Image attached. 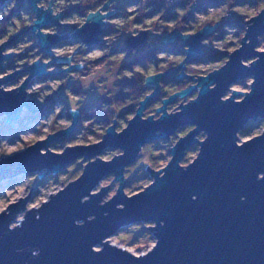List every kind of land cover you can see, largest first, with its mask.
Returning a JSON list of instances; mask_svg holds the SVG:
<instances>
[{
	"label": "water",
	"instance_id": "obj_1",
	"mask_svg": "<svg viewBox=\"0 0 264 264\" xmlns=\"http://www.w3.org/2000/svg\"><path fill=\"white\" fill-rule=\"evenodd\" d=\"M7 1L0 0V4ZM25 1L36 13L35 23L0 44V118H5L6 125L19 121L24 109L38 112L28 93L34 78L82 66L71 64V57L48 62L37 59L23 70L1 75L8 67L4 62L14 56L7 52L8 47L22 34L32 32L47 55H53V48L69 40L96 48L106 28L105 19L114 13L93 11L83 26L72 33L59 34L44 30L62 25L59 18L63 13L53 14V0L49 8L41 7V0ZM246 23L241 45L230 53L227 61L197 78L185 75V65L203 52L204 39L219 24L185 35L173 31L170 36H161L153 31L154 27L139 30L136 36L127 32L124 45L132 49L151 43L157 35L163 38L160 44L166 47L168 41L178 43L175 38L181 36L180 48L186 56L179 65L181 73L177 78L187 76L194 82L164 98L157 109L160 114L157 119L154 114L145 117V111L161 92L160 77L177 69L147 77V85L155 84V89L140 101L141 107L122 130L117 129L114 121L98 142L67 145L63 151H55L52 144L71 136L76 129L80 113L71 112L72 123L66 129L1 158L0 184L39 171H44L41 178L57 174L80 158L87 162L78 178L51 194L41 206H28L30 193L0 212V264H264V180L258 178L264 174V131L248 139L240 137L249 121L264 118V49L258 48L264 33V8ZM62 63L70 65L59 72L47 70L50 65ZM22 74L27 76L19 86L4 87ZM249 77H253L251 88L238 99L242 92L231 87ZM229 90L231 95L227 96ZM195 91L198 95L188 103H181L179 112H169L171 103ZM186 126L193 128L172 146L176 149L171 148L169 162L158 170L147 168L153 182L141 191L127 194L125 170L136 161L141 148L149 142L168 139ZM202 132L205 137L199 139ZM196 144L200 149L193 160L200 153L201 156L188 170L180 168L186 150ZM108 148H121L124 156L117 154L110 160L104 159L100 155ZM163 172L166 174L161 177ZM111 174L120 185L115 195L104 200L110 187L95 189ZM83 197H88L86 202H82ZM103 201L107 204L101 206ZM117 205L125 207L120 210ZM22 211H25L22 225L11 230L10 224L17 221ZM90 216L96 219L90 221ZM77 220L85 221L84 226H77ZM140 222L154 223L147 228L155 230L159 240L157 249L147 257L111 241L125 227ZM94 247L99 253L93 251ZM34 250H39V256L33 255Z\"/></svg>",
	"mask_w": 264,
	"mask_h": 264
},
{
	"label": "rangeland",
	"instance_id": "obj_2",
	"mask_svg": "<svg viewBox=\"0 0 264 264\" xmlns=\"http://www.w3.org/2000/svg\"><path fill=\"white\" fill-rule=\"evenodd\" d=\"M50 1L47 0L46 8L50 7ZM125 1L107 0V3H105V0H95L94 3H72V0H64V3L61 5L58 3V0H53V14L58 15L61 12L63 13L59 18V23L62 25L48 26L44 29L47 32H58L59 34L72 33L81 26L77 23L68 22L75 17H79L85 22L89 14L93 11L101 10L104 13L114 12L105 19L106 31L108 33L103 34L101 40L102 45L94 50H89V47H86L81 41L71 40V42L68 41L53 48V55H47L41 50L38 44V38L32 32L22 34L14 44L8 47L7 52L14 53V56L6 62L8 67L1 75L17 69L23 70L37 59H40L41 62H48L71 57V64H82L81 61H83L87 68L82 70L74 69L61 74L34 78L32 80L28 93L29 98L35 101L38 112L34 114L28 109H26L27 111L24 109L20 120L11 125L5 124L4 117L0 118V159L27 149L37 140L45 139L51 133L66 129L65 127H57V124L61 120H69L72 123L73 117L71 116L70 110L73 98H77L75 102L80 105L78 109L80 117L76 129L71 136H64L56 140L52 144L51 149L61 152L67 145L95 143L86 141L78 142V136L84 130H87L88 134L97 142L101 140L106 130L102 129L100 132H96L94 125L102 124L107 129L108 125L114 123L111 118L112 112H105L102 107L104 104L111 105L110 101L112 100V96H115L116 102L119 101L117 103L119 105V115L116 121L117 129L119 131L122 130L128 125L129 120L134 116L137 108L138 102L134 106V110L133 107L128 110V104L131 100H129L130 95L128 96L126 94L129 93L130 89L124 86L128 80L133 79L132 81H138L141 74L137 76V68L141 69L140 72L142 74L150 72L151 74L147 77L177 69L169 76L160 77V83H165L161 84V92L148 107L145 116L154 114L155 117H159L160 114L157 109L161 106L160 99L165 91L182 86L184 81L194 82V80L191 81V78L187 76L181 79L177 78L181 73L179 65L186 54H172L169 51V47H183L181 36L177 35L175 38V41H179L178 43L168 41V46H165L167 50H163L158 55L153 48L156 45H160V42L163 41V38L159 35L151 43L128 52L127 47L124 45L127 31L118 26L116 21L130 20L131 24L136 25L135 32L154 27L153 31L159 33L161 36H170V32L173 31L185 35L197 32L208 25L215 26L219 24L204 39L203 52L196 60L185 65V75L197 78L199 75L208 73L213 68L222 66L227 61L230 53L241 45L242 38L248 26L246 22L250 21L254 16L253 13L257 15L264 8V2L262 0H231V2L229 0H195V3H193V0H181L186 5L178 9L173 8L175 10L172 13L176 15L174 19L167 12L174 4V0H161L165 8L152 7L151 4H146V2L144 3L145 5L141 4L143 1H129L125 6ZM42 2L43 0H41ZM12 4L13 0H8L3 5L0 4V44L12 40L21 31L29 29L32 23H25V16L28 17L29 21L36 18V13L25 0L24 2L23 0H15V6H12ZM200 7L204 8L199 11ZM56 9H60V11L57 12L55 11ZM249 16L251 17L250 19L248 18ZM209 21H215V23L207 24ZM109 39H111V43H109ZM217 45L221 46L217 47ZM258 48L264 49V33L260 36ZM54 50L68 51H64L63 55L57 56ZM74 51L79 53L75 57H72ZM142 54L144 63L134 65L135 69L133 70H129L127 67L125 68L126 63L134 61L136 56ZM220 54L222 56L217 60H208L209 56L213 55L211 57H214V55ZM153 55L155 56L152 59L150 56ZM121 56H123V59L119 60L118 75L120 78L115 82L117 89L115 95L112 94L111 89L103 93L100 92V84H104L106 80L103 77L99 84L94 82L88 89L83 87V82L80 77L87 76L93 66H100L106 62L109 65L115 64L117 63V58ZM69 65L70 63L50 65L47 67V70L49 72H59ZM125 73H131V75H125ZM26 76L27 74H22L13 83L6 84L4 87L10 89L19 86L25 80ZM252 79L253 77H249L243 79L244 81L242 80L232 85L231 90L242 92L237 97L238 99H242L245 95L244 93L249 92L251 83L249 84L247 81L251 80L252 82ZM53 83H58V87L53 89ZM154 85L148 86L146 84L144 86V92H153L155 89ZM34 88H38V90L32 91ZM231 90L227 92V96L231 95ZM42 93H48V95L41 103L39 97ZM196 94L197 92L195 91L187 97L178 98L169 105V111L175 112L172 111L174 108L180 109L178 106L181 103H188L197 96ZM126 98L128 102L123 101ZM132 103L135 102L132 101L130 104L133 105ZM57 108H60V111H57ZM49 120L52 121L51 127L46 123ZM89 121L91 123H87ZM107 121H110V123ZM249 125L251 129L248 135L242 136L241 132L243 130L240 132L241 140L261 134L264 131V118L251 120L246 124V126ZM192 128L191 126L179 128L168 139L152 141L145 144L141 148L136 161L126 167V193L131 195L150 185L153 182V177L151 171L147 170V168L150 167L153 170L163 168L171 159L172 146L178 141L180 136L185 135ZM198 137L199 139H203L205 133H200ZM199 149L200 147L197 144L188 148L187 150L191 151L186 150L187 152L183 156L181 164L183 166L188 165L189 160L197 157ZM120 151L123 150L121 148H108L100 156L105 159L106 156L111 154L112 159ZM86 162L83 158L77 159L64 170L57 174L46 175L44 178H41V173L44 171H39L3 182L0 184V212L10 203L18 201L20 198H25L30 193L31 196L28 206H41L44 201L50 198L54 189L63 188L70 181L78 178L82 174ZM114 177V174L106 176L95 189L97 191L105 186L110 187L104 200L110 199L118 191L120 181H117ZM20 214L24 215L25 211H22ZM154 225V223H136L119 231L111 237V240L127 247L135 253H142L154 242L152 237L157 239L154 233L155 230L152 231L147 228Z\"/></svg>",
	"mask_w": 264,
	"mask_h": 264
},
{
	"label": "clouds",
	"instance_id": "obj_3",
	"mask_svg": "<svg viewBox=\"0 0 264 264\" xmlns=\"http://www.w3.org/2000/svg\"><path fill=\"white\" fill-rule=\"evenodd\" d=\"M94 3L95 0H72V3ZM229 2H231V0H229ZM262 2H264V0H262ZM58 3L59 4H63L64 3V0H58ZM105 3H107V0H105ZM193 3H195V0H193ZM12 6H15V0H13V4ZM41 7H47V0H43V2L41 3L40 5ZM55 11H60V9H56ZM253 15H255V13H253ZM249 19L251 18L250 16L248 17ZM24 20H25V23H35V19L33 18L31 21L28 20V17L25 16L24 17ZM69 23H77V24H80L81 26H83L84 24V20L80 19L79 17H75L73 20L71 21H68ZM117 25L120 26L121 28H123L125 31L127 32H130L133 36H136L138 35L137 32L134 31V29L136 28V25L134 24H131V21L130 20H120V21H116ZM125 25H127V27H125ZM231 39V37H229ZM109 43H111V39H109ZM221 45H217V47H220ZM56 52V55L57 56H60V55H63L64 51H68V50H54ZM123 59V56L121 57H118L117 58V63L115 64H112V65H109L107 62L103 65H100V66H93L91 71L89 72V74L87 76H82L80 77V79L82 80L83 82V87L85 89H88L94 82L99 84L101 78H106L105 80V83L104 84H100V92L103 93V92H106L108 91L109 89L112 90V94L115 95V92H116V86H115V82L120 78L119 75H118V71H119V60H122ZM169 60H171V58H169ZM81 63H83V61H81ZM137 72H140L141 69L140 68H137L136 69ZM151 73H146L144 74L145 75V79L143 81H141L142 84H147L148 83V80H147V76L150 75ZM125 75H131V73H125ZM249 84L251 83V80H248L247 81ZM53 89H55L56 87H58V83H53L52 85ZM38 88H34L32 89V91H37ZM211 90V89H210ZM48 95V93H42L39 97V100L40 102L42 103L45 99V97ZM77 98H73V102L71 104V112L73 115H76L78 114V109L80 108V105L78 103H76ZM103 107V110L105 112H112V120L113 121H116L118 115H119V105L116 104V103H112L111 105H107V104H104L102 105ZM137 107H141V105L139 103H137ZM25 111H27L25 109ZM57 111H60V108H57ZM172 111H175V112H179L180 109L179 108H174ZM157 119H159V117H157ZM155 122V121H154ZM46 123H48L49 127L52 126V121L49 120L47 121ZM87 123H91V121L87 122ZM71 124V121L69 120H61L58 122L57 124V127H65L67 128L69 125ZM126 126V125H125ZM94 129L96 132H100L102 129L103 130H106L105 126L100 124V125H94ZM206 139L208 140V134L206 133ZM197 140V138H196ZM97 142L92 136H90L87 132V130H84L82 131L79 136H78V142ZM238 146H239V142H238ZM176 148L173 147L172 150H175ZM187 151H191V150H187ZM186 151V152H187ZM119 156L120 157H123L124 156V151H120L119 152ZM201 156V153L199 155V157ZM198 157V158H199ZM189 160L188 161V164L189 166H181V162L179 164V167L184 169V170H188L189 167L191 165H193L197 160ZM105 159H111V154H109L108 156L105 157ZM150 162V161H149ZM166 173L163 172L161 173V177H163ZM259 179H262L264 180V174H260ZM60 191V189H54L53 190V194H55V192H58ZM88 199V197H83L82 199V202H86ZM193 199H197L196 196H193ZM241 200L244 201L246 200V197H241ZM107 204V201H103L101 203V206H104ZM124 205H117V208L120 209V210H123L124 209ZM42 208L38 209L37 211L41 210ZM105 215H107V213H105ZM37 219H39V216H37ZM90 221L92 220H95L96 217L95 216H90L88 218ZM24 221V215H19L18 216V219L17 221L13 222L10 224V229L11 230H15L17 229L18 227H20L22 225L21 222ZM76 225L79 226V227H83L84 226V223L85 221L83 220H77L75 221ZM161 225H163V222H161ZM153 239V243H151V246L148 247L144 252L140 253V255L144 256V257H147L150 253H152L155 249H157V246H158V243H159V240L158 239ZM117 249H119V247H115ZM22 251V250H21ZM93 251L95 253H99V249L97 247H94L93 248ZM33 255L34 256H39V250H34L33 251Z\"/></svg>",
	"mask_w": 264,
	"mask_h": 264
},
{
	"label": "trees",
	"instance_id": "obj_4",
	"mask_svg": "<svg viewBox=\"0 0 264 264\" xmlns=\"http://www.w3.org/2000/svg\"><path fill=\"white\" fill-rule=\"evenodd\" d=\"M129 1H143V3H141V4H144L145 2H146V4H151V6L152 7H160V8H165V5H164V3H163V1H161V0H126L125 2H124V5L126 6L128 3H129ZM173 5H172V7L170 8V9H168V14L169 15H171V17L172 18H176L175 16L176 15H174L172 12H173V10H175V9H173V8H176V9H178V8H180V7H183L184 5H186L183 1H181V0H174L173 1ZM145 5V4H144ZM147 6V5H146ZM204 7H200L199 8V11L201 10V9H203ZM172 9V10H171ZM174 16V17H173ZM170 17V18H171ZM209 23H215V21H209L207 24H209ZM108 33V31H105V33L104 34H107ZM71 42V41H70ZM166 49V47L163 45V44H160V45H156L154 48H153V50H155L156 51V53H157V55L160 53V52H163V50H165ZM167 50V49H166ZM129 51H133V49H128V52ZM169 51H171V53L172 54H186L184 51H183V49H180L179 47L177 48V47H169ZM135 52H137V51H135ZM136 54V53H135ZM154 56L155 55H153V56H150L152 59L154 58ZM211 56H213V55H211ZM211 56H209V58H208V60L209 61H215V60H217L218 58H220L221 56H222V54H220V55H214V57H211ZM149 57V58H150ZM143 59H144V57H143V54L142 55H140V56H136V58H135V60L134 61H132V62H129V63H126L125 64V68L127 67L129 70H133V69H135L134 68V65H136V64H138V63H144V61H143ZM213 69H215V68H213ZM212 69V70H213ZM136 74H137V76L138 75H140V77L138 78V81H132V80H128V82H126L125 84H124V86H126L127 88H129L130 89V91H129V93H127L126 95H130L129 97L135 102V103H133V105H132V107H133V110H134V106L136 105V103L138 102V103H140V101L148 94V93H145L144 91H145V85L146 84H142L141 83V81H143L144 79H145V75L144 74H142L141 72H136ZM191 81H193V78L191 79ZM137 82H139V83H137ZM175 82V81H174ZM183 82V81H182ZM188 81H184L183 82V85L182 86H179V87H176V88H174V89H169V90H167V91H165V93L164 94H162V97H161V99H160V101H161V105H162V101H163V99L164 98H166V97H168L169 95H171L172 93H174V92H176V91H179V90H181V89H184V88H186V87H188L190 84H191V82H188ZM187 83V84H186ZM125 93V92H124ZM121 95V94H120ZM119 95V96H120ZM123 101H125V102H128V100H127V98L126 99H124ZM107 122H109L110 123V121H107ZM111 125V124H110ZM110 125H108L107 126V128L110 126ZM250 129H251V126L249 125V126H245V128L243 129V131L241 132V135L242 136H246V135H248L249 134V131H250ZM115 178V177H114Z\"/></svg>",
	"mask_w": 264,
	"mask_h": 264
},
{
	"label": "flooded vegetation",
	"instance_id": "obj_5",
	"mask_svg": "<svg viewBox=\"0 0 264 264\" xmlns=\"http://www.w3.org/2000/svg\"><path fill=\"white\" fill-rule=\"evenodd\" d=\"M40 4H41V1H40ZM106 27V26H105ZM105 31H106V28H105ZM105 31H104V33H105ZM103 36V35H102ZM156 37H158V36H156ZM155 37V38H156ZM69 41H71V40H69ZM68 42V41H67ZM66 43V42H65ZM102 45V41H101V43H100V45L98 46V47H96V48H99L100 46ZM144 46V45H143ZM141 47V46H140ZM96 48H89V50H94V49H96ZM126 49H132V48H126ZM138 49V48H137ZM79 52H74V55L72 56V57H75V55L76 54H78ZM78 62V61H77ZM83 64V68H79V69H77V70H82V69H84V68H87V67H85V65H84V62L82 63ZM87 66V65H86ZM165 82H162L161 84H164ZM192 84V83H191ZM197 92V94L196 95H198V91H196ZM156 99V98H155ZM154 99V100H155ZM129 100H131V102L133 101L130 97H129ZM154 100H152L150 103H149V105H148V107L151 105V103L154 101ZM130 102V103H131ZM112 103H119V101L118 102H116V100H115V96H112V100L110 101V104H112ZM128 104L129 105V108H128V110L129 109H131L132 108V105L131 104ZM133 104V103H132ZM140 104V103H139ZM138 108V107H137ZM137 108H136V110H137ZM148 109V108H147ZM136 110H135V112H136ZM147 111V110H146ZM146 111H145V114H146ZM135 112H134V114H135ZM170 112V111H169ZM150 114H148L147 116H145V117H148ZM157 118V117H156Z\"/></svg>",
	"mask_w": 264,
	"mask_h": 264
},
{
	"label": "built area",
	"instance_id": "obj_6",
	"mask_svg": "<svg viewBox=\"0 0 264 264\" xmlns=\"http://www.w3.org/2000/svg\"><path fill=\"white\" fill-rule=\"evenodd\" d=\"M74 52H76V51H74ZM61 60H62V59H61ZM61 60H60V61H61ZM4 63H5V65H6V62H4ZM81 68H83V64H82Z\"/></svg>",
	"mask_w": 264,
	"mask_h": 264
},
{
	"label": "bare ground",
	"instance_id": "obj_7",
	"mask_svg": "<svg viewBox=\"0 0 264 264\" xmlns=\"http://www.w3.org/2000/svg\"><path fill=\"white\" fill-rule=\"evenodd\" d=\"M21 215V214H20ZM18 219V218H17ZM113 243H116V244H118L117 242H114L113 240H111Z\"/></svg>",
	"mask_w": 264,
	"mask_h": 264
}]
</instances>
